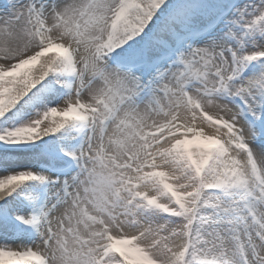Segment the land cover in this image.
Segmentation results:
<instances>
[{
  "label": "snow or ice",
  "instance_id": "6c2138e0",
  "mask_svg": "<svg viewBox=\"0 0 264 264\" xmlns=\"http://www.w3.org/2000/svg\"><path fill=\"white\" fill-rule=\"evenodd\" d=\"M0 264H264V0H0Z\"/></svg>",
  "mask_w": 264,
  "mask_h": 264
}]
</instances>
